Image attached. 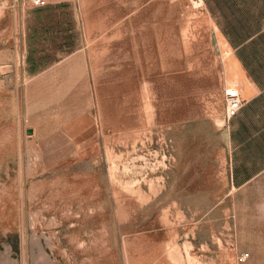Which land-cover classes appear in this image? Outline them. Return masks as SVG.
<instances>
[{
    "label": "rangeland",
    "instance_id": "obj_1",
    "mask_svg": "<svg viewBox=\"0 0 264 264\" xmlns=\"http://www.w3.org/2000/svg\"><path fill=\"white\" fill-rule=\"evenodd\" d=\"M46 2L0 0V264H241L264 202V0ZM78 50L91 127L33 135L27 81Z\"/></svg>",
    "mask_w": 264,
    "mask_h": 264
},
{
    "label": "crops",
    "instance_id": "obj_2",
    "mask_svg": "<svg viewBox=\"0 0 264 264\" xmlns=\"http://www.w3.org/2000/svg\"><path fill=\"white\" fill-rule=\"evenodd\" d=\"M91 101L86 56L80 50L31 76L24 89V111L33 135L83 133L91 127ZM260 202L239 226L237 246L240 254L249 255L241 264H264V202Z\"/></svg>",
    "mask_w": 264,
    "mask_h": 264
},
{
    "label": "built area",
    "instance_id": "obj_3",
    "mask_svg": "<svg viewBox=\"0 0 264 264\" xmlns=\"http://www.w3.org/2000/svg\"><path fill=\"white\" fill-rule=\"evenodd\" d=\"M21 1L23 2L24 5H27L31 8H42L47 5L46 0H21ZM239 108L240 106L238 105L237 101L231 100L228 108L229 118L233 117L236 114V112L239 110ZM247 257H248L247 254H242L239 257V261L243 262L246 260Z\"/></svg>",
    "mask_w": 264,
    "mask_h": 264
},
{
    "label": "bare ground",
    "instance_id": "obj_4",
    "mask_svg": "<svg viewBox=\"0 0 264 264\" xmlns=\"http://www.w3.org/2000/svg\"><path fill=\"white\" fill-rule=\"evenodd\" d=\"M230 93V95H234L235 94V91H233V92H229ZM237 99V98H236ZM195 260V259H194ZM188 264H195L194 263V261L192 260V259H188Z\"/></svg>",
    "mask_w": 264,
    "mask_h": 264
}]
</instances>
